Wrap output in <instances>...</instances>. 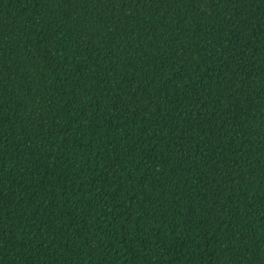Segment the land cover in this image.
I'll use <instances>...</instances> for the list:
<instances>
[{"label": "trees", "instance_id": "trees-1", "mask_svg": "<svg viewBox=\"0 0 264 264\" xmlns=\"http://www.w3.org/2000/svg\"><path fill=\"white\" fill-rule=\"evenodd\" d=\"M0 264H264V0H0Z\"/></svg>", "mask_w": 264, "mask_h": 264}]
</instances>
